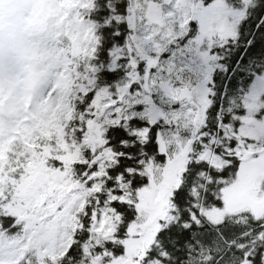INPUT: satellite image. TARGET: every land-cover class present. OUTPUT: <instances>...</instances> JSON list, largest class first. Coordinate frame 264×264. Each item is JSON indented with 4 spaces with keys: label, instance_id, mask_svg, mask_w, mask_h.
Wrapping results in <instances>:
<instances>
[{
    "label": "snow or ice",
    "instance_id": "snow-or-ice-1",
    "mask_svg": "<svg viewBox=\"0 0 264 264\" xmlns=\"http://www.w3.org/2000/svg\"><path fill=\"white\" fill-rule=\"evenodd\" d=\"M0 264H264V0H0Z\"/></svg>",
    "mask_w": 264,
    "mask_h": 264
}]
</instances>
